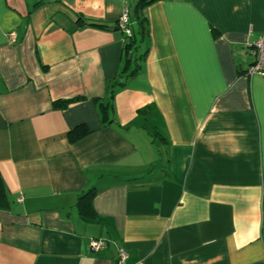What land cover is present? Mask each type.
I'll list each match as a JSON object with an SVG mask.
<instances>
[{
	"label": "crops",
	"instance_id": "1",
	"mask_svg": "<svg viewBox=\"0 0 264 264\" xmlns=\"http://www.w3.org/2000/svg\"><path fill=\"white\" fill-rule=\"evenodd\" d=\"M135 3L0 0V264H264V0H154L109 100Z\"/></svg>",
	"mask_w": 264,
	"mask_h": 264
},
{
	"label": "trees",
	"instance_id": "2",
	"mask_svg": "<svg viewBox=\"0 0 264 264\" xmlns=\"http://www.w3.org/2000/svg\"><path fill=\"white\" fill-rule=\"evenodd\" d=\"M153 1L154 0H136L135 15L133 17L135 19L136 24L133 25V23H131V21L129 20L131 35L128 37L124 36L125 38L124 51L126 57L125 64L124 67L119 71L117 78L113 79V82L109 84V86L107 87L109 100L113 98L114 94L117 91H119L120 89H122V87H124L123 79H125L129 75L137 73L140 68L141 61L144 57V52L138 55L137 50L139 45L141 44V42L147 36L148 33L147 20L142 16V10L144 9V7H146L148 4H150ZM92 24L95 26H102L99 23H92ZM128 68H129V72H127ZM93 195L94 193L92 190V192H88L85 195L81 194L77 198V202L75 205L78 209L79 214L84 219L90 218L91 216L95 215V210L92 204ZM9 203L10 200L8 198V193L3 185L2 178L0 176V209L8 208Z\"/></svg>",
	"mask_w": 264,
	"mask_h": 264
},
{
	"label": "built area",
	"instance_id": "3",
	"mask_svg": "<svg viewBox=\"0 0 264 264\" xmlns=\"http://www.w3.org/2000/svg\"><path fill=\"white\" fill-rule=\"evenodd\" d=\"M129 23V12L127 9L123 10L118 19V28H120L125 37L131 35ZM251 54L254 56L253 62L248 66L245 75L252 74H264V34L259 36L251 45ZM21 198L19 197V200ZM91 247L95 250L101 249L106 246V240L104 239H92L90 243ZM128 254L123 247H118L116 251L115 264H125V260Z\"/></svg>",
	"mask_w": 264,
	"mask_h": 264
},
{
	"label": "rangeland",
	"instance_id": "4",
	"mask_svg": "<svg viewBox=\"0 0 264 264\" xmlns=\"http://www.w3.org/2000/svg\"><path fill=\"white\" fill-rule=\"evenodd\" d=\"M153 132V131H152ZM153 134V133H152ZM152 137L154 138L155 137V145H158L159 144V142H160V139L158 138V136H156V135H152Z\"/></svg>",
	"mask_w": 264,
	"mask_h": 264
}]
</instances>
